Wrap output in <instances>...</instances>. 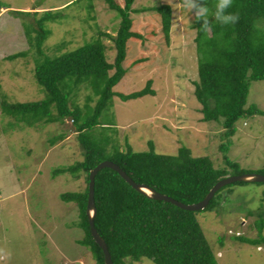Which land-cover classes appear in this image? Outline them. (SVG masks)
Instances as JSON below:
<instances>
[{
    "label": "rangeland",
    "instance_id": "rangeland-1",
    "mask_svg": "<svg viewBox=\"0 0 264 264\" xmlns=\"http://www.w3.org/2000/svg\"><path fill=\"white\" fill-rule=\"evenodd\" d=\"M2 2L7 8L0 12V96L13 103L36 102L46 96L35 80L39 57L35 50H30L22 19L13 10L68 6L59 20L46 24L50 35L44 50L50 57L97 40L100 30L116 35L121 20L105 0ZM185 2L134 1L135 10L163 3L172 6L170 41L156 12H132L133 29L145 39L129 40L123 63L127 74L115 90L129 94L143 89L152 79L156 95L129 101L115 97L112 107L102 113L101 124L94 133L101 140L127 139L137 151L148 150L150 140L163 154H176L179 147L187 146L195 156H209L216 167L224 166L220 146L229 142L226 154L240 164V169L259 170L264 166V115L239 120L238 132L224 140L220 123L203 121L201 105L194 95L199 58L195 42L196 11L186 9ZM103 42L108 60L114 62L113 41L104 37ZM18 52L27 54L6 58ZM141 57L146 60L134 65ZM88 94L96 100L93 92L82 90L76 103L84 106ZM251 104L264 110V80L251 82L247 106ZM62 133H65L62 140L53 141ZM76 136L71 119L62 125H28L4 114L0 107V264H99L91 248L80 243L84 231L78 224L77 204L61 197L83 190L85 180L75 179L68 172L55 173L58 168L82 160V147ZM219 197L215 209L196 214L218 264H264V245L246 244L235 238L258 237L255 222L259 213H264V184L232 185ZM133 264L155 263L142 258Z\"/></svg>",
    "mask_w": 264,
    "mask_h": 264
},
{
    "label": "trees",
    "instance_id": "trees-1",
    "mask_svg": "<svg viewBox=\"0 0 264 264\" xmlns=\"http://www.w3.org/2000/svg\"><path fill=\"white\" fill-rule=\"evenodd\" d=\"M134 1L124 0L121 4L118 0H105L121 19L116 35L100 30L97 40L57 57L45 53L44 44L50 35L46 24L59 20L62 10L68 6L52 10H13L22 19L30 50H35L39 57L34 70L35 80L46 96L36 102L18 103L0 96L2 112L28 125H62L67 119L73 121L78 143L82 147V160L58 168L55 173L68 172L75 179L85 180L83 190L64 193L61 197L64 201L77 204L80 213L78 224L84 231L80 243L91 248L99 264H105V256L92 235L87 215L90 172L99 163L111 160L135 182L147 184L185 204L204 200L211 189L227 176L251 172L264 175V166L256 171L240 169V164L226 154L229 142L220 146V151L224 153V166L216 167L209 156H195L187 146L179 147L176 154H163L150 140L148 150L137 151L127 139L123 142L114 138L101 140L94 133V129L101 124L102 113L112 107L115 97L129 101L156 95L152 79L143 89L129 94L115 90L127 74L123 63L129 40L145 39L142 33L133 29L132 12H156L161 18L163 33L170 41L172 6L163 3L135 10ZM198 2L202 5L206 3L214 11L217 0ZM4 8L7 7L0 0V12ZM91 8L94 9L93 6ZM228 11L239 15L237 23L222 25L210 17L209 23L203 26V19H195L199 58L194 95L201 105L203 121L222 125L223 140L238 132L236 123L239 120L256 114L264 115V110L255 104L247 106L251 82L264 80V0H233ZM104 37L114 43V62L108 60ZM26 54L18 52L6 58L14 59ZM145 60L144 57L138 58L134 65ZM82 90L93 92L96 100L88 94L84 106L78 105L76 98ZM64 136L65 133H62L53 141L62 140ZM247 184L250 183L228 184L214 195L203 210L191 211L167 201L148 198L117 171L106 167L95 177V227L107 243L114 264H133L142 258L155 264H218L196 214L219 206V194L227 187ZM255 224L258 237L238 235L236 240L264 245V213H259Z\"/></svg>",
    "mask_w": 264,
    "mask_h": 264
},
{
    "label": "water",
    "instance_id": "water-1",
    "mask_svg": "<svg viewBox=\"0 0 264 264\" xmlns=\"http://www.w3.org/2000/svg\"><path fill=\"white\" fill-rule=\"evenodd\" d=\"M112 168L117 171L134 189L138 192L146 195L150 199L163 200L170 203H173L183 209L191 211L203 210L214 197V195L224 186L235 183V182H247V183H264V175L256 172L244 173L241 175H231L221 179L209 192L206 198L198 203L194 204H185L182 203L169 195L163 194L153 187L144 184L135 182L127 173L124 171L118 164L111 160H105L99 163L94 169L90 172V183H89V197L87 204V215L89 219V224L91 228L92 235L98 245L102 248L105 256V264H114L112 260L111 253L109 251L108 245L105 240L100 236L96 227H95V217L97 215V208L95 205V177L97 173L103 168Z\"/></svg>",
    "mask_w": 264,
    "mask_h": 264
},
{
    "label": "clouds",
    "instance_id": "clouds-1",
    "mask_svg": "<svg viewBox=\"0 0 264 264\" xmlns=\"http://www.w3.org/2000/svg\"><path fill=\"white\" fill-rule=\"evenodd\" d=\"M233 0H217L215 10L211 11L206 3L203 5L198 0H186L184 7L190 12L195 9L198 20L203 19L204 25L209 23V18H214L215 21L222 25L235 24L239 20L237 13L229 12L228 9L232 7Z\"/></svg>",
    "mask_w": 264,
    "mask_h": 264
}]
</instances>
